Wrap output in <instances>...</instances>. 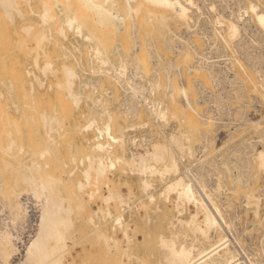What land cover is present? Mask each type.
Wrapping results in <instances>:
<instances>
[{"label":"bare ground","instance_id":"bare-ground-1","mask_svg":"<svg viewBox=\"0 0 264 264\" xmlns=\"http://www.w3.org/2000/svg\"><path fill=\"white\" fill-rule=\"evenodd\" d=\"M22 1L0 0V9L2 10V13L9 20L12 21L14 14H18L19 16L23 17L24 13L21 9ZM25 1L30 7V10L27 11V14H29L28 12L30 11L35 12L39 17L40 23L44 25V27H42L41 29L40 28L36 29L37 27H35L34 31H32L33 26L36 25V24L33 25L34 23L24 24L21 26L22 30L24 31L23 33H25V35L23 38L21 39L19 38L20 40V42L18 41L19 46H22V48H24L28 44V42L34 45L33 47H31L36 51V54L33 57L34 63L38 64L39 52H37L38 51L37 49L43 47L42 46L43 41L45 43V40H49L50 38L49 33L51 35L52 29L57 34L65 38L67 36L68 31H74L83 40H85L87 44L89 43L90 45V59H89L91 60L90 70L92 72L100 70L102 73L107 74V76L109 75L110 77L109 76L108 77L110 78V80L112 79L115 83H118L120 86L124 88L126 93V98L124 99L122 98L123 101L121 102V111H120L123 112L122 114L123 116L127 115L133 118L138 116L141 110H145L146 112L149 113V115H151L152 121L154 123H158L160 127L161 125L169 121L170 117H179L181 122L186 124L181 129L177 127L176 129H171L166 134L163 133V131L158 128L159 132L163 134V136L165 137L166 143H164L162 140H152L150 144H148V146L143 147L142 151H139L140 150L139 148L138 150L135 151L133 150L132 146L134 147L143 146L144 145L143 140L145 141L148 137L143 136V140H141V142L139 143L135 142V136L131 135L130 133H128V131H126L129 126L127 125L128 127L125 126L127 127L125 128L118 123V119L116 115L117 113L116 114L113 113L112 110L107 107V104H105L103 100L104 97L102 98V100L99 97L94 98V103H96L95 105H97L98 107L97 111H90L88 113L89 115L85 117L84 123L81 125L79 129V131H88V130L95 131L93 137L90 139L92 143L89 145V149L85 153H83V155L77 157L78 159L77 161L72 154L73 161L72 160L71 161L75 162L76 164L80 163L79 165L81 164L84 165V167L80 169L81 172L80 179L84 180L87 183V186L81 188V190L79 191H84L83 194H86L88 198L83 202L84 203V206L82 205L83 207L82 206L80 207L79 204V209L82 210L83 208L84 210V207L86 206V204H88L89 200L98 197L102 203L106 204V207L104 209L98 207V211L101 212L104 219L106 215L109 216V218L111 217L112 222L110 223L105 219L104 221L105 228L102 229L103 228L102 227L100 229V225H101L100 221L99 223H96L95 221V215L97 214V211L95 210L93 212H90L88 210V212L84 217V222L90 225L92 224L93 226L88 234H92V233L95 234L97 238L96 240L102 243L103 245L102 248H104L106 252L113 254V256L116 257L118 256L119 258L117 259V261L119 260V264H123L121 260L122 256H125L128 259L135 258L140 264H149L145 258L134 253L135 251H132L133 249L132 246L135 238V237L133 238V236L136 234V228L138 229V227H136V225L130 227V225L125 222L122 213V210H124L123 206L124 205L129 206L127 199L129 198V196L127 194H126L127 196L123 195L121 193L122 190L120 191L118 189L119 186L118 188L116 187V185L111 181L108 175L116 167L121 165L123 167V165H126V167H128L131 172L134 171L135 174L137 173L140 175V178H138L140 179L139 180L140 184L137 183V185L139 184V186H141L140 188L141 191L145 192L144 194H146L147 201L155 200V195L149 189L152 186L151 177L157 176L166 179L165 187L161 191L159 196L163 197V199L166 201H170L172 200L171 194H175L176 199L174 205L177 209L176 211L178 214L182 213L186 209V205L189 202H191L192 205H194L196 208V210L193 213H190L187 218H183V217L176 218V224L179 226L178 228H175L174 223H171L170 227L172 229H170L168 234L162 231L157 233L155 243L153 244L151 243L152 245L148 247L149 248L148 252L149 254H152L155 251L154 249L158 247V249L160 250L159 252L160 254L156 252L157 250L155 251L156 252L155 254H157L158 259H160L159 264H264V250H262L263 252L261 254V257H257L253 259L246 260L247 256L246 259H241L242 258L241 256L243 254L242 255L240 254L241 256L240 255L238 256L237 253L238 248L236 249L234 248L233 241H231V239L227 236V234H225V227H229V224L226 223L225 219L223 220L224 215L222 212L223 211L222 205L214 197L215 194L213 196L214 193L213 191L222 188L221 183L226 180L229 182L228 187L231 189L230 192L232 193L237 192L239 188H244L245 190L243 196L245 197V202H244L245 205L253 204L256 207L255 210H257V207L259 206L258 198L260 196L258 197L259 194L253 192L252 189L250 188V183H249L250 178L244 177L239 171L231 172L230 165L227 163L228 161L226 162L223 160L224 162H221V164L222 163L224 164H222V167L219 169L220 173L218 172L214 179L215 187L208 188L207 181L211 173L207 171L202 172V168H204V166L207 164L206 158H204L205 160H203L197 156V158H195L196 164L194 166H192V164L190 165V163L185 164L184 163L185 158L183 159V157L185 156L187 157V159L194 157L195 155L193 149L194 145L192 146V143L195 139L194 137L195 135H199L198 136L200 137L199 140L201 139V141L204 144L199 146V147L201 146L205 147V148L203 147L200 148L202 150L206 149L208 145L211 146V144L213 143V137L211 135L213 133L212 124L215 122V119L214 116L210 115L207 110L201 111V105L203 103L205 104V98H206L203 96L204 85H202V83L203 84L204 82L207 83V80L210 79L209 81L212 80L213 82H215V84H218L222 80H225L223 78L226 77L224 74H223L224 77L222 75V67L219 65L220 63H218L216 59H211L214 58L215 55L214 57L211 58L210 56H205L202 50H200L198 43L194 41L199 37L202 38L204 41L210 38L208 34H198V33H206L203 26L201 27V24L200 27L196 26L198 20L197 18L199 16L197 10L199 11L200 9V3L197 0H93V1L92 0L90 1L89 0H42L41 9L36 11L31 7V0H25ZM237 3H241V2L239 1ZM53 4L62 5L64 7V8L62 7L63 13H61V16L57 17L52 12ZM243 5H245V7L247 8L246 11L250 10L251 17L255 25L259 27L261 31L264 32V9L260 8L259 5L253 0H245V4ZM99 9L100 11L101 10L102 11L98 12ZM59 15H60V11H59ZM219 17H220L219 21L220 19L226 21V28L223 31V34H219L223 42H225L226 45L227 44L230 45L231 43H233L234 46H236L237 48L236 50L241 52L240 54H245L244 62H246L247 64L249 63L250 66L252 65L253 69H255L257 67V63L260 62L262 59L260 56L248 53L247 49L249 47V44L252 43H249L248 41L245 40L244 34H242L241 32V28H243V30L245 29L242 26V24L239 22L236 15L234 16L233 14V16L231 17L229 16L230 18L228 19H225L223 15H220ZM60 18L63 19L61 20ZM173 23L176 24V27L172 26L171 29V25ZM220 23H223V21ZM155 24L157 26L156 28L167 27L168 30L166 34H161L162 36L161 35L160 36H161L162 44H164V48L171 51L172 55L167 57L166 55L165 56L162 55V52L160 51L155 41L151 37L146 38V40H144L145 43L143 44L142 41H140V36H141L140 33L143 32L141 30V26L150 25L151 28L152 27L154 28ZM51 25H53V28H51L52 27ZM180 27H183L184 30L179 31L178 28ZM158 31L159 30H157V32ZM196 34H198L199 37L196 38L197 36ZM128 36L131 37L128 39L127 38ZM113 39H115V46L113 45L115 47L113 52L116 55L115 59L110 58L107 51L108 50L107 44L111 40L113 41ZM258 42L261 43L260 40ZM258 42L256 43L258 44ZM190 54H192L191 57ZM65 56L66 54L64 55V58ZM181 56L182 57L188 56L189 58L187 57L188 59L184 61V59ZM179 57H181L180 61H182L183 59L182 62L183 65L186 67L187 74H189L190 72L191 75L195 74L193 76L194 78L191 79V83L186 82V79L182 72L183 65L181 66L180 62L177 61V58ZM233 58L235 57L233 56ZM93 59L94 62H92ZM240 59L237 58L236 60L240 65H242ZM52 61L51 59L44 60L42 64L39 66L40 71L44 75L48 71L51 72L54 71L52 69V65H53ZM232 62L234 63V61L230 60L229 63L232 65L233 64ZM61 67H62L61 71L63 73V76L61 75V77H63V79L62 81H59L56 86L59 89H61L62 92L64 91V93L61 94L60 97L63 99L65 98L67 104L70 103L69 106L70 110L72 105L76 109V107L78 108L83 98L84 95L83 89L86 87L87 90V87L91 86L90 88L91 92L97 90V84L101 81L102 78L99 77L94 79L91 78V76L90 77L88 76L87 79L82 81L83 82L82 88H79L78 86L79 89H74V85L77 81V78H79L78 71L73 67L67 65H63ZM259 70L262 71L261 69ZM37 71L39 72V70ZM53 73L56 74L55 72ZM237 75L235 73L234 77ZM175 76L177 77L176 79ZM239 76L241 77V75ZM239 76L237 77L240 79ZM252 76L253 75H251V77ZM237 77H235V80ZM260 77L261 76L258 75V78ZM244 80L242 79V82ZM259 81H260L259 82L260 88H258L257 90L260 94L259 96L261 97L262 102L264 103V78H260ZM239 82H237L238 86H239ZM42 83L43 82H41V84ZM9 85H11V83H9ZM37 85H38V81H37ZM30 86H31V82H30ZM31 89L33 90V88ZM252 89L255 90V88ZM249 93L251 92L249 91ZM252 93L255 94V92ZM91 96L92 95L90 93L87 94V98H91ZM237 96H235V98ZM105 101H107V99ZM34 102H35L34 99L31 97L30 103L32 104ZM65 107L63 108L65 109ZM65 110H67V108ZM8 112L9 111H7L2 104H0V125H1L0 151L3 152L4 154H7V156L15 155L18 151L20 152V153L18 152V154L22 155L21 150H23L22 149L23 147L20 145L18 146L17 144L18 142L12 135L13 132L12 127L17 126L18 121H16L15 119L13 120L11 118L12 115L10 117ZM39 115L41 116L39 118L42 119L46 134V137L42 139L44 143V147H41V149L38 150V153L42 158L46 154L48 155L50 154L51 151L50 146L56 142V138L53 137L51 133L55 131L60 136L61 134L60 131L63 128V126L62 124L59 125V118L55 114H48L43 112ZM261 120L264 121V119L261 118L260 120L250 119L249 125L251 126L253 125L251 128L260 127L262 122ZM144 123L146 124L147 122ZM144 123L143 125H145ZM182 123L181 125H184ZM136 125L137 124L135 125L131 124L130 127L132 128V126H136ZM78 126L80 125L79 124L75 125L76 129L78 128ZM140 126L142 125L139 124V127ZM261 126L264 129V124H262ZM17 128H20V126L19 127L17 126ZM14 130H18V129H14ZM19 134H17V136L20 137ZM261 138H263V141H261L259 147H257L256 142L249 141L247 143V146L251 147L250 148L251 153H249V155L246 158V165L250 170L251 173L250 176L253 178L264 173V137ZM218 146L219 148H216L215 152L220 153L223 150L222 148L224 147V145L223 146L218 145ZM117 148L120 149L119 152L117 151ZM214 148L212 147V149ZM13 149L15 151L16 150L18 151L16 153H13L14 151ZM18 154L16 155L18 156ZM0 155L2 156V154ZM17 156H12L13 157L12 159H15L14 157ZM202 156L204 157V155ZM1 159L2 158L0 157V160ZM2 160L5 162L6 167L9 168L8 170L14 169L15 167L17 168V166H20L21 164L17 162L18 164L15 167H12L10 166L11 164L9 161H6L4 158ZM179 162L183 164L182 166L183 168L180 167L181 164ZM23 163L25 164V161ZM24 168L25 169L23 170V172L22 173L20 172L22 179L20 180L23 181V183L27 184V187L24 188V190H19L18 188V191H16L14 188L7 187L6 184L1 182H0V190L4 192L10 191V193L7 194V197L9 198L10 201L8 205H10V209L13 211L11 212L10 209L8 210V213L11 212V216H12L10 222L13 225H15L18 223V220L21 219L20 221H22L23 223L27 222L26 224L27 227L31 225L32 228L30 230H27L28 234L26 239L24 240L19 236V233H13L11 231L12 229L10 230L8 225H7L8 228L4 226L3 229H0V264H84V263H74L70 261L68 263L64 262V257L66 258L68 256V255L65 256V254L68 252L70 247L68 241H75V239L77 238L75 237V232L77 233L78 231L75 225V216L78 214H76L74 207L72 206L73 201H71L70 199L71 203L67 202L68 200L64 195L60 193L57 187V185L62 181L61 177L57 175L54 176L47 174L48 172L45 173L43 170H41L42 166H40V163L37 162L36 160H33L30 164L26 165V167L24 166ZM73 169L67 172V176L73 175L74 172ZM121 171L125 172L124 169ZM40 172L41 173L43 172L42 175H38L37 177L36 174H39ZM131 172L129 173L131 174ZM171 174L174 175L172 178L169 176L167 177V175H171ZM16 179L19 180V178ZM16 179L13 185L14 187L17 188L18 181ZM3 185H6L7 188H5ZM101 185L105 187L106 192L104 193L101 192ZM22 191H30L31 194L26 195L23 194ZM127 191L129 192V195L132 194V190L130 187H128ZM1 196H3V194H1L0 197ZM110 203H113L114 206L116 205L121 206L122 207L120 209L121 211L112 214V211L110 210L109 207ZM141 204L144 206L146 205V203L143 201ZM30 207L34 208L33 215L35 218L31 221L32 223H30L28 219ZM86 207H88V205ZM134 207L136 206L134 205ZM155 207L159 208V205H155ZM246 210H248V208ZM199 214L202 215L201 218L198 217ZM147 217L150 216L148 215ZM97 220H99V218ZM117 227H119L121 230L124 244H122L120 238L116 237L113 233H110V230L111 231L115 230ZM129 230H131V232H129ZM147 231L146 233L144 231H143L144 233H141L140 237H142L141 238L142 241H145L147 237L151 236L150 235L151 232H147ZM189 233L193 235L191 241L186 240V237L188 236ZM24 236H26V234ZM79 238H81V236H79ZM79 238L77 239L79 240ZM141 240L139 241L142 243ZM77 241H75L76 244ZM79 241L82 240L80 239ZM105 251L104 253H106ZM113 259H114L113 257L110 258L109 259L110 262L108 261V263L111 264ZM94 262H96V260ZM101 263L104 264L102 261ZM112 264H116V263L112 262Z\"/></svg>","mask_w":264,"mask_h":264},{"label":"rangeland","instance_id":"rangeland-1","mask_svg":"<svg viewBox=\"0 0 264 264\" xmlns=\"http://www.w3.org/2000/svg\"><path fill=\"white\" fill-rule=\"evenodd\" d=\"M24 1L21 2V9L24 13V15H23L24 18L22 16H19L18 14H14L13 20L11 21L2 13V10L0 9V93H1L0 94V104H2L7 111H9L8 114L10 117L12 115L11 118L13 120L15 119L16 121H18L17 126L18 127L20 126V128H17V126L12 127L13 128L12 129L13 130L12 135L14 136L16 141L18 142L17 143L18 146L20 145L23 147L22 148L23 150H21L22 155L18 154V152H19L18 150L15 151L13 149L15 151V152L13 151V153H16L18 151L16 154H18L19 158L16 154L11 155V156H7V154H4L1 151H0V154H2V156L0 155V157L2 159L4 158L6 161H9L11 164L10 166H12V167H15L18 164L17 162L22 164L25 161V164L23 163L22 165L20 164V166H17V168L15 167L16 170H15V168L8 170L9 168L6 167L5 162L1 159L0 160V175H1L0 176V179H1L0 182L6 184L7 187L14 188L16 191H18V188H19V190H24V188L27 187V184L23 183V181H21L22 180L21 179V173L25 169L24 166L26 167V165L30 164L33 160H36L37 162L40 163V166H42L41 170H43L45 173L48 172L47 174L54 175V176H56V175L60 176L62 181H61V183H59L57 185V187H58L60 193L66 197V199L68 200L67 202L71 203V201H73L72 206L74 207L76 214H78L75 216V225H76L77 230L79 231V232L77 231V233L75 232V237L79 238V236H81V238H79V240L80 239L82 240V241H79L76 238L78 240L77 241L74 238L75 241H77V244L75 241H68V244L70 245V247H69L68 252L65 254V256L68 255L70 257H68V256L66 258L64 257V262L68 263L70 261V262H74V263L96 264L101 257L102 260L100 259V261L97 264H102L101 261L104 264L106 262H107L106 264H109L108 263L109 259L113 257L114 259H113V261L112 260L111 261L116 263V264L118 262V264H119V260L117 261V259L119 258L118 256L116 257V256H113V254L106 252L104 250V248H102V246H103L102 243L98 242L96 240L97 238H96L95 234H93V233L88 234L93 227L92 224L90 225V224H87L84 222V217H85L86 213L88 212V210L90 212H93L95 210L97 211V214L95 215V221H96V223H99V221H100V223H101L100 229L102 227H103L102 229L105 228L104 227L105 219L111 223L112 218L111 217L109 218V216L106 215V217L104 219L101 212L98 211V207H101L103 209L106 207V204L102 203L98 197H95L94 199L92 198L91 200H89L88 204H86V202H85L86 206L88 205V207L85 206L84 210H83V208H82V210L79 209V204H80V207L82 205L84 206L83 202L88 198L86 196V194H83L84 191H79V190H81V188L86 187L87 183L84 180L80 179V177H81L80 169L82 167H84V165H82V164L79 165L80 163L76 164L75 162H72L73 161L72 157L74 156L76 158V161H77L78 160L77 157L83 155V153H85L89 149V145L92 143L90 139L93 137L95 131L94 130L79 131V129H80L81 125L84 123L85 117H87L89 115L88 113L90 111H97L98 107H97V105H95L96 103H94V98L99 97L102 100V98L104 97L103 98L104 103L107 104V107L110 108L113 113H115V114L117 113L116 115H117L118 123L122 127H125L127 125L130 127L131 124H134V125L137 124L136 126H132V128L130 127L131 130H137L139 128V124L142 125L140 127L149 126L150 124H152L153 121H152L151 115H149V113L146 112L145 110H141L139 112L138 116L133 117V118H131L127 115H124V116L122 115L123 112H120L121 111V102H122V98H123L121 86L118 83H115L112 79L110 80V78H109L110 76L108 75L109 76L108 77L107 74L102 73L100 70H97L95 72H92L90 70L91 69V67H90V64H91L90 61L91 60H89L90 59V45H89V43L87 44V42L85 40H83L79 35H77L74 31H68L67 32V36H66L67 39L65 37H62L61 35L57 34L53 29H52L51 35L48 32L50 38H49V40H45L46 44L43 41V43H42L43 47H41L40 49H37L38 50L37 52H39L38 64L34 63L33 57L35 56L36 51H35V49L31 48L34 45L32 43L28 42V44L26 45L27 47L26 46L24 47L25 49L22 48V46H19V42H20L19 38L21 39L25 35V33H23L24 31L22 30L21 26L24 24H33L34 23L33 25L36 24L35 26H33V29H32V31H34L35 27H37L36 29H39V28L41 29L42 27H44V25H42L40 23L39 17L35 12L30 11V12H28L29 14H27V11L30 10V7L26 3V1H25V3H24ZM197 1L200 3V9H199V11L197 10V13L199 16L197 18L198 20H197L196 26L200 27V24H201V27L203 26V28L206 31V33H198V34H208L210 36V38L208 40L204 41L202 38L199 37L198 34H196L197 35L196 38L199 37L200 39L195 38L196 40H194V41L196 43H198L200 50H202V52L205 54V56H210V58H211V57H214V55H215V57L211 58V59H216L218 61V63H220L219 65L222 67V75L224 74L227 77V79H226V77L223 78L225 80H222L218 84H215V82H213L212 80L209 81L210 79L207 80V83L206 82H204V84L202 83V85H204L203 86V88H204L203 96L206 98H205V104L204 103L202 104L204 109L202 108V105H201V111L207 110L208 113L210 115H213L214 119H215V122L212 124L213 133L211 135L213 137V143L211 144V146L208 145L206 147V149L202 150L200 148H202L203 146H201V147H199V146L204 145V144L201 141V139L199 140V138H200V137H198L199 135H195L194 136L195 139L192 143V146L194 145L193 149H194L195 155L193 158H188L189 160L187 159L186 156L183 157V159L184 158L186 159V160L184 159L185 164L190 163V165L192 164V166H194L196 164L195 158H197V156L203 160H205L204 158H206L207 164L205 163L206 165L204 166V168H202V172L207 171V172L211 173L210 176L208 177V181H207V184H208L207 187L208 188H214L215 187V182H214L215 176L217 175L218 172L220 173L219 169L222 167V164H224V163L221 164V162H224V161H226V162L228 161L227 163L230 165L231 172L239 171L244 177L250 178L249 179L250 180V182H249L250 188L252 189L253 192H255L256 194H259L258 197L260 196L258 198V202H259V206L257 207L258 211L255 210L256 207L253 204L245 205V203H244L245 197L243 196L244 190H245L244 188H239L237 190V192H234L235 193L234 194V193L230 192L231 189L228 187L229 182L226 180L221 183L222 188H220L216 191H213L214 192L213 196L215 194L214 197L222 205V210H223L222 212L224 215L223 220L225 219L226 223L229 224V227H225V234H227V236L231 239V241H233L234 248L235 249L238 248L237 249L238 256L240 254L241 255L243 254L242 256L240 255L242 257L241 259H246V256H247L246 260L253 259V258L261 257V254L263 252L262 250H264V221H263L264 220V211H263L264 210V205H263L264 204V201H263V199H264V192H263L264 191V173L256 176L255 178L251 177L250 176L251 175L250 170H249L248 166L246 165V158L249 155V153H251V150H250L251 147L250 146L248 147L247 143L249 141H253V142H256L257 147H259L260 146L259 144L261 143V141H263V138H261V137H264V136H262L264 134H261V133H264V131H263L264 129L261 126L262 124H264L263 120H261L262 122H261L260 127L251 128L253 125L252 126L249 125L250 119L251 120H255V119L260 120V118L264 119V117H263L264 116V103L262 102V99L259 96L260 94L257 90L258 88H260V86H259L260 78H264V74H263L264 73V70H263L264 69V47H263L264 46V32L261 31L260 28L255 25V23L251 17L250 10L246 11L247 8L245 7V5H243V4H245V0H223V1L222 0H219V1L218 0H197ZM200 1H202V2H200ZM239 1L241 3H237ZM253 1H255L259 5L260 8L264 9V0H253ZM41 2H42V0H31V7L37 11V10L41 9ZM87 5H88V2H87ZM52 6H53L52 12L57 17L61 16V13H63L64 7L62 5H54V4ZM59 11H60V15H59ZM99 11H100V9L98 10V12ZM219 13H220V15H223V17L225 19L230 18L231 16H233V14H234V16L236 15L239 22L244 27L245 30H243V28H241V32H242V34H244L245 40L248 41L249 43H252V44H249V47L247 49L248 53L260 56L262 59L260 62L257 63V67L255 69H253L252 65L250 66L249 63L247 64L246 62H244L245 54H240L241 52L236 50L237 48H236V46H234L233 43H231L230 45H228V44L226 45V43L223 42V40L219 34H223V31L226 28V21L223 19H220V21H219V18H220ZM97 17H98V15H97ZM60 19L62 20L63 18H60ZM222 21H223V23H220ZM51 26H52L51 28H53V25H51ZM154 26H155L154 27L155 29L153 27L151 28L150 25L149 26L148 25L141 26V30L143 32L140 33L141 34L140 41H142V44H143V43H145L144 40H146V38L151 37L155 41V43L158 46V48L160 49V51L162 52V55H164V56L166 55V57L172 55L171 51L164 48V44H162V41H161V36H162L161 34H166V32L168 30L167 27L156 28L157 27L156 24ZM172 26L176 27V24L173 23L171 25V29H172ZM215 28H216V30H215ZM246 28H247V30H246ZM128 29H129V27H128ZM250 29H252V30H250ZM157 30H159V31L157 32ZM178 30L183 31L184 28L180 27V28H178ZM207 30L209 31V33ZM246 31H248V32H246ZM128 35H130V34H128ZM130 37L128 36L127 38L129 39ZM253 38H254V40H253ZM258 39L261 41V43L258 42L259 41ZM256 42H258V44ZM109 43H110V45H109ZM109 43L107 44L108 45V47H107L108 54H109L110 58L115 59L116 55L113 53L114 48H115L114 47L115 46V39H113V41L111 40ZM44 47H45V49H44ZM65 48H66V50H65ZM44 52L47 54H45ZM207 52H209L210 54ZM63 54L64 55L66 54L65 58H64ZM191 55L192 54H190V57H191ZM184 56L183 57L181 56V57L184 59V61H186L189 57L187 56L188 57L187 58ZM233 56L235 58H233ZM181 57L177 58V61L180 62V65L182 66L183 65V62H182L183 59H182V61H180ZM237 58L238 59L241 58L240 60H241L242 65H240L237 62V60H236ZM48 59H51V61L53 60L52 61L53 62L52 69L54 70L53 72H55L56 74H54L51 71H48L44 75L40 71L39 66L42 64V62L44 60H48ZM65 60H67V61H65ZM230 60L234 61V63L232 62L233 63L232 65L229 63ZM39 62H40V64H39ZM92 62H94V59L92 60ZM23 64H24V66H23ZM63 65L73 67L79 73V78H77V81L74 85V89L82 88V83H83L82 81L87 79L88 76L89 77L91 76V78H94V79L99 78V77L102 78L101 81L97 84V90L93 91L94 93L91 92V89H90L91 86L87 87V90H86V87L83 89L84 95H83V98L81 100L82 103L80 102L78 108L76 107L77 110L75 109V107L73 105L71 106V110H70V108H69L70 103L67 104L66 99L65 98L63 99L60 97V95L63 94L64 91L62 92V90L56 86L57 83L59 81H62V79H63V77H61V75L63 76V73L61 71L62 70L61 66H63ZM231 66H232V68H231ZM259 69H261L263 72L260 71ZM37 70H39V72ZM253 71L255 72L256 75L254 74ZM182 72H183V75L186 79V82L191 83V79L194 78L193 76L195 74L191 75V72L189 74H187L186 67L184 65L182 66ZM235 73H236V75L238 73L237 76L241 75V77L239 76L240 79L237 76H235V77H237L235 80V77H234ZM224 75H223V77H224ZM251 75H253V76L251 77ZM258 75L261 77L258 78ZM35 78H37V79H35ZM176 78L177 77L175 76V79ZM231 78H233V79H231ZM241 78L243 80L245 78L246 79L242 82ZM37 81H38V85H37ZM225 81H227V82H225ZM30 82H31L32 87L30 86ZM41 82L44 83V86H43V83L41 84ZM237 82H239V86H238ZM5 83H6V85H5ZM9 83H11V85H9ZM242 83H243V85H242ZM78 86H79V88H78ZM22 87H24V88H22ZM30 87L33 88V90ZM252 88H255V90ZM30 90H32V91H30ZM249 91L251 93L255 92V94L254 93L251 94V93H249ZM88 93H90L92 95L91 98H87ZM106 93H107V95H106ZM4 95H5V98H4ZM234 95L235 96L238 95L237 97L240 100L237 97L235 98ZM56 96H58V97H56ZM31 97L35 101L32 104L30 103ZM106 99H107V101H105ZM231 99H233V100H231ZM248 100H249V102H248ZM208 101H209V103H208ZM230 101H232V102H230ZM213 102H215V103H213ZM241 102H243V103H241ZM221 103H222V105H221ZM26 104H29V105H26ZM53 105H54V107H53ZM15 106H16V108H15ZM63 107H65V109L67 108V110H65ZM12 109H13V111H12ZM35 109H37V110H35ZM251 109H253V110H251ZM240 110H241V112H240ZM43 112L48 113V114L57 115L59 118V125L62 124L63 128L60 131V133H61L60 136L55 131H53L51 133L53 135V137L56 138V142L50 146V150H51L50 154L49 155L46 154L44 157L41 158V156L38 153V150H40L41 147H44V143H43L42 139L46 137L45 127L43 125L42 119L39 118V117H41L39 114H41ZM63 113H65V114H63ZM231 114H232V116H231ZM82 116H83V118H82ZM248 117H249V120H248ZM150 119H151V121H150ZM24 120H25V123H24ZM32 120H33V122H32ZM144 122H147V123L145 124ZM167 122L164 123L163 125L169 124L170 130L176 129L177 127L181 129L182 127H184L186 125V124L181 122L179 117H170L169 121H167ZM244 122H246V123H244ZM29 123H31V124H29ZM143 123L145 125H143ZM181 123L184 125H181ZM76 124L80 125V126H78L77 129L75 127ZM178 124H179V126H178ZM0 127H1V125H0ZM127 127H125V128H127ZM129 127L127 128L126 131H128V133L131 134V132H130L131 130ZM248 127H249V129H248ZM14 129H18V130H14ZM255 129H257V130H255ZM261 129H262V132H261ZM170 130H168L167 132H163V133L166 134ZM18 131H20V132H18ZM153 132L151 131V134H153V136H154L153 140H162L164 143H166V139L163 136V134H161L159 132V129H155V130H153ZM17 134H19L20 137L17 136ZM233 134H235L236 136ZM233 138H234V140H233ZM258 138H259V140H258ZM57 142H58V144H57ZM201 142H202V144H201ZM240 143L244 146H242ZM218 145H222V146L224 145V147L222 148L223 150L220 153L215 152L216 148H219ZM28 146H29V148H28ZM212 147L213 148L215 147V148L212 149ZM203 148H205V147H203ZM142 150H143V148L140 149L139 151H142ZM117 151L119 152L120 149L117 148ZM72 154H73V156H72ZM219 154L220 155L222 154V155L220 156ZM202 155H204V157ZM12 156H17V157H14L15 159H12L13 158ZM220 158H222V159H220ZM234 158H236V159H234ZM207 160H208V162H207ZM42 161H43V163H42ZM75 164H76V166H75ZM43 165H45V166H43ZM182 166H183V164L180 165L181 168H183ZM74 167H76V168H74ZM122 168L124 169L125 172L121 171V170H123ZM71 169L74 170L73 175L67 176V172ZM128 170H129V168L126 167V165H123V167L121 165V166L116 167L108 175H109V178L111 179V181L116 185V187L118 188V186H119L118 189L120 191L122 190L121 193L125 196H127V195L129 196V198H127L128 199V205L129 206L131 205V206L129 207L127 205H124L123 206L124 210H122V213H123V217H124L125 222L128 223L130 225V227H133L134 225H136V227H138V229L136 228V234L133 236V238L135 237L134 238L135 244L133 243L132 251H135L134 253L145 258L149 264H159L160 259H158V255L155 254L156 252H158V254H160L159 253L160 250L158 249V247L154 249L155 251L157 250L156 252L154 251V253H152V254H149V252H148V250H149L148 247H150L153 243H155L157 233L162 231V232L168 234L170 229H172L170 227L171 223H174V225H175L174 227L178 228L179 226L176 224V218L177 217L187 218L190 213H193L196 210V208L194 205H192L191 202H189L186 205L187 210L185 209L182 213L178 214L176 211L177 209L174 205V202L176 199L175 194H171L172 200H170V201H166L163 199V197L159 196L161 191L165 187V183H166L165 180L166 179L160 178L157 176L151 177L152 186L149 189L155 195V200L154 201H147L146 194H144L145 192L144 191L142 192L140 189L141 186H139V184H140L139 180L140 179H138V178H140V175L137 173L135 174L134 171L131 172L130 170L129 171ZM248 170H249V172H248ZM129 172H131V174ZM42 173L40 172L39 174H36L37 177H38V175H42ZM44 174H43V176H44ZM16 176H18V177H16ZM168 176L172 178L174 175L171 174V175H167V177ZM16 178H19V180L21 179L20 182ZM15 179L18 181V182L16 181L17 182V188L14 187V185H13ZM224 179H226V178H224ZM16 182H15V184H16ZM137 183H139V184L137 185ZM6 185H3V186L5 188H7ZM103 187L104 186L101 185V192L104 193V192H106V189L104 187V189H105L104 190ZM128 187H130L132 190V194H130V195H129V192L127 191ZM9 193H10V191L4 192V191L0 190V195L3 194V196L0 197V229H3L4 226L7 227V225H8L9 229L10 230L12 229L11 231L13 233H19V236L21 238H23V240H24V239H26L27 234H28L27 233L28 227L26 225L27 222L23 223L22 221H20L21 219L18 220V223L15 225H13L10 222V219L12 217L11 212H13V211L10 209V205H8L10 203V201H9V198L7 197V194H9ZM22 193L26 194V195L31 194L30 191H22ZM70 199H71V201H70ZM77 200H78V202H77ZM142 201L146 203L145 206L141 204ZM29 202H30V200H29ZM76 202H77V204H76ZM134 203H136V204H134ZM260 204H261V206H260ZM111 205H113V203H110V205H109L110 210L112 211V214H115L118 211H121L120 210L122 208L121 206H119V205L111 206ZM134 205L136 207H134ZM155 205H159V208L155 207ZM251 206H252V208H251ZM247 208H248V210H246ZM9 209L11 211V212L9 211L10 213H8ZM29 209L33 210L34 208L30 207ZM148 215L150 217H147ZM172 215H173V217H172ZM156 216H157V219H156ZM198 217L201 218L202 215L199 214ZM98 218H99V220H97ZM149 218L151 219V221ZM243 221H244V223H243ZM258 221H259V223H258ZM5 222H6V225H5ZM117 228L115 230H112V231L110 230V233H113L116 237L120 238L122 241V244H124L123 243L124 240L122 239L121 230L119 227H117ZM143 231L145 233H146V231L151 232V234H150L151 236L147 237V239H146L147 241L141 240L142 237H140V236H141V233H144ZM129 232H131V230H129ZM20 233H21V235H20ZM25 234H26V236H24ZM189 234L186 237L187 241H191L193 238V235L191 233H189ZM139 240H141L142 243ZM235 241H237V242H235ZM241 242H242V244H241ZM147 244H148V246H147ZM240 248H241V250H240ZM99 249H101V250H99ZM142 250H143V252H142ZM104 251L106 253H104ZM71 253H73V254H71ZM144 253L146 254V256ZM73 255H74V257H73ZM95 260H96V262H94ZM121 260H122L123 264H140L135 258L128 259L125 256H122ZM112 262H111V264H112Z\"/></svg>","mask_w":264,"mask_h":264},{"label":"built area","instance_id":"built-area-1","mask_svg":"<svg viewBox=\"0 0 264 264\" xmlns=\"http://www.w3.org/2000/svg\"><path fill=\"white\" fill-rule=\"evenodd\" d=\"M122 97H123V99L126 98V93H125V90L123 87H122ZM123 99H122V101H123ZM158 128L161 129L163 132H167L168 130H170L169 124L161 125V127H160L158 123H152L149 126L139 127L137 130H131L130 131L131 135L135 136V142H137V143H139V142H141V140H143V136L148 137L145 141L143 140L144 145L139 146L138 147L139 149H141L145 146H148V144H150V142L154 138V136L151 134V131L153 132V130L158 129ZM132 148H133V150H136V149L138 150L137 147L132 146ZM33 211H34V209L33 210L29 209L28 219H29L30 223H32L31 221L35 218L33 215V213H34ZM31 228H32L31 225L28 226V230H30Z\"/></svg>","mask_w":264,"mask_h":264}]
</instances>
